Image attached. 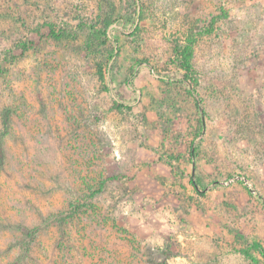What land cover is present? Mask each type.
I'll return each instance as SVG.
<instances>
[{
  "label": "rangeland",
  "instance_id": "1",
  "mask_svg": "<svg viewBox=\"0 0 264 264\" xmlns=\"http://www.w3.org/2000/svg\"><path fill=\"white\" fill-rule=\"evenodd\" d=\"M0 65V264H264V0H0Z\"/></svg>",
  "mask_w": 264,
  "mask_h": 264
},
{
  "label": "trees",
  "instance_id": "2",
  "mask_svg": "<svg viewBox=\"0 0 264 264\" xmlns=\"http://www.w3.org/2000/svg\"><path fill=\"white\" fill-rule=\"evenodd\" d=\"M218 18V16H215L212 18V21L210 23V27H208V29H205L203 32H210L213 29V24L216 21V19ZM112 23V19L110 16H108L107 18H105L103 20V29L101 30H97L95 33L97 34V38H99L101 36L102 42H104L106 40V29L109 27V25ZM200 34V33H199ZM74 36V33H69V31L67 30H56L52 25H49L48 27V32L46 33V35L44 34H40L39 38L41 37H48V38H53L55 40H59L65 37H71ZM197 33L194 34H190L189 38L187 39L186 43H189L188 45L185 46H181V48H178L175 51V56H176V61L179 64L180 68H182V70H184V76L185 78H189V76H191L194 73V67L192 64V49L190 47L191 43H194L196 41V37ZM39 42V40H33L30 41L28 43H20V47H22L23 50H26L27 48H29L30 46L37 44ZM2 72V67L0 65V73ZM192 80H194V86L197 84V79L192 78ZM193 86V87H194ZM191 92L196 94L195 92V88L191 89ZM196 105L198 106L197 102ZM118 107H126V105L122 104V103H118ZM4 117V125L7 128L8 127V120H9V115L7 114L3 116ZM4 134L5 131H3V133L0 134V164H1V159L3 158V138H4ZM192 184L193 186L198 190L197 187L201 186V182L198 178H194V180L192 179ZM81 205H72L68 210L63 211V212H58V213H54L49 215L48 217H46L41 224L33 226V227H29L26 228V230H24V237L25 240L37 235V233L46 226L53 224H63L65 221H67L68 219L72 218L73 215L78 211V208Z\"/></svg>",
  "mask_w": 264,
  "mask_h": 264
}]
</instances>
